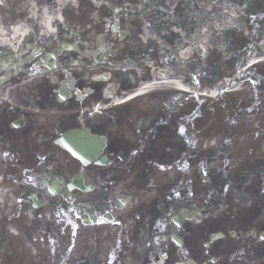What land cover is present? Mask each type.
I'll return each mask as SVG.
<instances>
[{"label":"flooded vegetation","instance_id":"af4514ba","mask_svg":"<svg viewBox=\"0 0 264 264\" xmlns=\"http://www.w3.org/2000/svg\"><path fill=\"white\" fill-rule=\"evenodd\" d=\"M94 1L59 8L53 33L25 22L15 49H0V264H264V217L250 209L236 219L231 188L197 205L181 184L182 209L157 220L152 177L190 105L169 95L155 110L129 96L198 63L206 80L208 62L177 54L246 0ZM254 84L264 90L261 78ZM164 111L182 118L166 120ZM72 127L104 138L107 163L83 166L55 143ZM257 182L260 193L264 178Z\"/></svg>","mask_w":264,"mask_h":264},{"label":"rangeland","instance_id":"374dc122","mask_svg":"<svg viewBox=\"0 0 264 264\" xmlns=\"http://www.w3.org/2000/svg\"><path fill=\"white\" fill-rule=\"evenodd\" d=\"M0 1L3 4V6L0 7V46L10 47V46H8L7 43L9 41L19 40L20 37H22L23 34L26 33L28 27H30L29 22H28V27L26 25H24L25 22L28 21V19H32V22L39 25L40 28H43L45 25L48 26V23H46L45 20L46 19H48V20L53 19L54 20L56 18H59L60 17L59 13L61 12L59 8H62V6L65 3H67L68 0H0ZM43 2H47V3L45 4ZM69 2L73 3V2H75V0H71ZM237 10H239V8ZM231 13H232V10H231ZM17 15H19V16H17ZM229 19H230L229 14H227V15L222 14L221 16L215 17L216 21H214V30H216V32L215 33L213 32L214 37H213V44L211 45L212 48L209 47L210 53L205 58H203V60H204V64L206 62H208L205 64V66L209 67L208 65H213L214 54L217 53L219 55L217 57V59L222 63L221 64L222 69H226V71L233 72L232 74H234L235 71H234L233 64L235 61L241 62V60L243 59V53L246 51V48H247V46H249V43L246 44L244 46V48H242L240 51L232 53V55L228 58L225 56V53L227 51V48L225 45H223V46L220 45V47L217 49V46L219 45V41L221 40L222 37L224 39L226 34H227L226 28L230 22ZM256 19H257V17H256ZM11 20L12 21L16 20L15 22L17 25L15 24L16 26H14L13 30H11V32H10L8 30L7 26ZM259 27L262 31H264V25L261 26V23H260ZM252 28L257 30L255 23H253ZM219 30H221V31H219ZM10 33H11V35L9 36ZM231 35H232V37L235 38L234 44L238 47V49H240V44L244 40L241 36L246 37L245 33L243 31H239L236 33H232ZM95 37L96 36H94V38ZM246 38H249V37H246ZM15 44H11L12 47H14ZM198 62H200V61H198ZM193 69L196 71L198 70L199 73L201 72V74L203 72L202 65L200 63H198L197 66H195ZM258 69L259 70L256 69V71L253 72V75L251 74L250 76H248V78L246 80H244V82H242L241 84L238 85V89L240 91L234 92V93H238V94L234 95V97H236V98L230 99L231 101H229V102L226 101V104H224V105H225V107H227V111L224 110V105H222L221 109H222L223 114L221 115V118H219L217 121H213V123H212V126L215 128L214 132H212L209 135L203 134L202 132L204 129H201V126L198 127L202 137L214 138L215 142L218 143V147H220L222 143H224V142L228 143L230 141V139H232V135H234V131H235V126L238 127L239 123H246L245 121L248 122L249 118H251V120L253 119L254 116L253 115L250 116V113L252 111H258V105H256L255 98H256V96H258L262 92V90L259 87H256V84H254V82L256 80L259 81L260 78H261V81L264 82V68H261V66H260ZM187 73H188V75L186 76V78H184V80L187 79L186 81L188 82V79H190V78L193 79L191 81L189 80V82H188L189 84H190V82H192V84H199L200 83L196 79V76L194 74H191L189 71ZM255 77H257V78L255 79ZM241 81H243V80H241ZM201 85L203 86L202 82H201ZM169 87H172V86H169ZM161 88H164L165 90L160 92V93H158V92L153 93L152 97H145L142 100V102L145 103L146 105L152 104V108L155 110H158L159 108H157V105H160L162 103L161 101L163 99L168 98L169 97L168 94L174 93L172 91L166 90L168 88V85L167 86L163 85ZM190 89L196 90V87L192 86V87H190ZM192 99L193 98H191L190 101ZM253 99H254L253 107L247 109L248 107H250L253 104ZM176 103L178 104L179 102H176ZM254 106L257 107L256 110L254 109ZM263 107H264V105H263ZM173 108L180 110L179 108H176V105H174ZM161 112L162 111H160V110L156 111L155 114H157L158 117L155 118L152 115V120L161 119V116H160ZM164 112H166V111H164ZM167 113H168V116H167ZM166 116H165L166 120H169V119L178 120V119L182 118V116L179 114L177 116H175V114L172 113L171 111H167ZM240 119H242V120H240ZM231 123L234 124L233 128H231L232 127V125H230ZM185 129H189V127L185 128ZM221 137H228V139L226 141H223L221 139ZM246 137L247 136H242V135H240V137H237L238 141L241 140V143H239L238 148L240 149L242 154L237 155L236 151H233L234 160L229 162V165L234 164L233 168H235V169H237L236 164L242 163V162H247L249 165V169H251L253 167V161L251 160L253 158V155L248 154L245 151L246 147L248 146V142H247ZM226 147H228V146H226ZM174 157H175V155H174ZM180 164H181V161L179 160V162L176 166H180ZM205 164L200 168L199 161H195L194 163H189V165L187 167V176L188 177L186 179V184H191L190 185L191 186L190 192L193 194L192 201H193V203H195L197 205H201L200 201L202 199L208 201L209 195H208V192L206 191V187L208 185H210V183L221 182V184H223V186H224L229 182V177H226V172H225L227 170V168L221 169V174H220L221 177L218 181H216L213 178L216 169H218V165L222 164V158L221 157H217L215 159H212V161H210V159H209V161ZM165 165L169 166V168L172 167L171 163L168 161L165 163ZM162 167H164V166H162ZM160 169H162V168H160L159 166H156L157 179L155 178V176L153 177V179L156 183H159V182L165 183V181L162 178L163 171H159ZM188 169H190L189 170L190 173L188 172ZM168 177L171 178V175H169ZM206 177L208 178V181H205L203 179ZM231 185H233V184H231ZM186 188H188V187L186 186ZM231 189H232V191H235L233 186ZM257 189H259V186L256 185L254 178L251 177V184L248 185V191L251 194V196H249L245 192H242L239 190L236 191V195L240 199L238 202L242 203V204L247 202V201L253 202L254 198L256 197L257 210L258 211L262 210V215H263V213H264V192L263 193L260 192V194L256 193ZM212 195L215 196L218 194H212ZM233 199L235 200V197H233ZM260 201H261V205H260ZM262 201H263V203H262ZM222 203H224L223 200L219 204H222ZM236 210H237V208L233 209L232 211L234 212Z\"/></svg>","mask_w":264,"mask_h":264},{"label":"water","instance_id":"95a60500","mask_svg":"<svg viewBox=\"0 0 264 264\" xmlns=\"http://www.w3.org/2000/svg\"><path fill=\"white\" fill-rule=\"evenodd\" d=\"M64 138H66L68 140H69V138H70V140L87 138V142H76L74 144L75 149L73 148L71 143H68V145L71 148L72 152L76 156H78L82 160L83 163H87V162L91 161L93 158H95V155L98 151V147L100 145V141H96L95 137L88 135L87 132H85L84 130H77V131L72 130V131H68L64 135ZM63 145L66 146L67 143L63 142L62 146ZM102 160H104V157L102 158Z\"/></svg>","mask_w":264,"mask_h":264},{"label":"bare ground","instance_id":"6f19581e","mask_svg":"<svg viewBox=\"0 0 264 264\" xmlns=\"http://www.w3.org/2000/svg\"><path fill=\"white\" fill-rule=\"evenodd\" d=\"M48 18V17H47ZM46 21V23H49L50 22V20H48V19H46L45 20ZM180 87H183L182 85H180L179 83H178V81H175ZM155 83H157V82H154L152 85H149V87H155L156 85H155ZM160 83H165V82H160ZM186 90H188V89H186ZM144 91H147V90H141V91H139V92H144ZM138 92V93H139Z\"/></svg>","mask_w":264,"mask_h":264}]
</instances>
